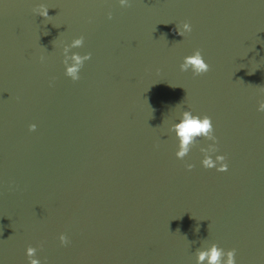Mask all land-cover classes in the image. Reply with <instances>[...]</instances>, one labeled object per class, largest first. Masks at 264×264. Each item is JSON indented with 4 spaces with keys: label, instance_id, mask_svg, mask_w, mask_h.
<instances>
[{
    "label": "water",
    "instance_id": "1",
    "mask_svg": "<svg viewBox=\"0 0 264 264\" xmlns=\"http://www.w3.org/2000/svg\"><path fill=\"white\" fill-rule=\"evenodd\" d=\"M76 35L69 58L91 57L73 81ZM195 48L198 75L179 69ZM261 88L262 0H0V264H27V244L41 264H197L213 243L264 264ZM186 107L226 171L200 165L204 136L174 155Z\"/></svg>",
    "mask_w": 264,
    "mask_h": 264
},
{
    "label": "clouds",
    "instance_id": "2",
    "mask_svg": "<svg viewBox=\"0 0 264 264\" xmlns=\"http://www.w3.org/2000/svg\"><path fill=\"white\" fill-rule=\"evenodd\" d=\"M121 7H128L131 0H116ZM264 2V0H262ZM39 15L43 17L48 16V8L44 5H40L38 9ZM108 18H111L112 12L106 13ZM191 24L185 20L175 25V31L177 35L184 37L186 33L191 32ZM84 42L83 35H76L71 38L70 43H62L60 50L62 52L61 63L65 66L66 71L64 75L75 81L80 78V69L84 62L91 57L90 52H84L82 54H75L71 58L67 55L69 47H80ZM43 59V57H41ZM69 59L72 61V66L67 67ZM181 71L190 70L193 75L202 74L208 71L209 64L204 59L201 50L199 48L193 49L189 54L182 57L179 64ZM54 79V77H53ZM51 83V81H50ZM264 92V88H261ZM257 111H264V98L259 99ZM36 125L30 123L28 125L29 130L35 129ZM171 129L176 138V148L174 155L178 159H183L192 148L195 140L199 136H204L211 141L212 144L200 147L199 151L202 153L200 158V165L204 168H215L216 171H226L228 164L226 157L223 153L217 150V136L215 135L214 125L209 115L205 113L193 112L190 108H185L181 111L179 117L174 124L171 125ZM185 168H193L191 162L185 163ZM60 243L66 244L68 237L64 232L58 234ZM41 245L27 244L24 248V255L27 260V264H41L40 259L36 255L37 248ZM235 249L234 248H219L216 244H212L207 248L198 249L196 252L197 264H236L235 262Z\"/></svg>",
    "mask_w": 264,
    "mask_h": 264
}]
</instances>
